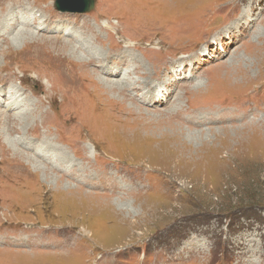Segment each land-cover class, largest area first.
Listing matches in <instances>:
<instances>
[{"label":"rangeland","instance_id":"1","mask_svg":"<svg viewBox=\"0 0 264 264\" xmlns=\"http://www.w3.org/2000/svg\"><path fill=\"white\" fill-rule=\"evenodd\" d=\"M11 1L0 0V26ZM94 2L85 13L76 11L78 0L64 1L62 10L54 0L53 9L81 22L99 10L101 0ZM116 2L100 22L132 23L119 30L132 36L121 35L126 49L95 46L71 23L69 33L64 26L39 34L105 55L95 69L118 67L115 77L100 73L112 84L133 67L130 81L145 84L134 96L124 93L143 116H121L122 106L136 107L113 87L105 97L111 105L101 99L108 113L72 118L77 103L97 101L99 85L81 84L73 73L55 78L50 65L69 57L12 41L25 28L7 27L27 17L26 7L13 8L0 27V114L13 87L25 104L7 113L9 127L13 115L29 114L23 131L0 124V264H264V0ZM156 42L171 50L147 51ZM90 69L77 66L87 77ZM31 89L45 102L36 112ZM18 149L26 155L13 154ZM32 159L45 169L35 171ZM61 178L70 183H48Z\"/></svg>","mask_w":264,"mask_h":264},{"label":"bare ground","instance_id":"2","mask_svg":"<svg viewBox=\"0 0 264 264\" xmlns=\"http://www.w3.org/2000/svg\"><path fill=\"white\" fill-rule=\"evenodd\" d=\"M47 1L49 3L52 2V7H51V5L49 6ZM143 1H145V0H143ZM31 3H33L34 5L37 4V6H33ZM53 5H54V0H34V2L32 0H27V1H22L21 3H19V2L16 3V0L15 1L13 0V1H11L10 5L8 4L9 12H8V10L6 11L5 16L3 17V18H5V20H4V22H2L0 27H2L3 24H5L8 20H10L12 18V15L10 16L9 13H10V11L13 8L18 7V6L26 7L27 9H29V10H27L25 12V13H27V17H22V18L19 17V19L21 18L19 20V22L15 21V22H13V24H11V26L7 27V29H9V30H10V28L11 29L15 28L18 25H20V26L25 28V30L24 29L23 30L20 29L19 32L14 34V36L12 38V41L17 42L18 40H23L25 42V48L31 47V46L38 47L40 44H43L46 47L44 49L45 53L48 54V51H53V52H57V54H59L60 56L69 57L72 60V61H70V63H59L58 65H52V66L50 65V72L52 74H55L54 75L55 78L58 77L59 75H62V74H64L65 76H69L70 73H73V74L79 76L80 80L83 81V82H81V84H84V85L88 86L89 84H91V83L93 84V82H94V84H96V86L99 85L100 94L97 95V101L94 104L91 105L90 100H88L86 98L85 100H83V102L77 103V106L74 107V109H73L74 111L72 110L73 113L70 114L72 116V118L76 119L78 117H81L83 111L90 112L91 115H97V113L101 114L102 112L103 113H108L110 111V108H109L108 104H110V103L105 98L106 97V91H107V89H113V87H116L114 89H116L118 91L119 95L121 96L123 104H126L127 102H131V104L134 105V108L136 107L135 110L131 109V110H128V112H127V107L125 108L124 106H122L120 108V115L121 116L122 115L126 116L127 114H132V113L140 114V115L143 116L144 115L143 112H142L143 109L135 106L134 102H132L133 101L132 96H134L132 91L134 89H139V87H141L142 85L144 86L145 81H143V82H141L140 80L137 81V82L136 81H133V82L130 81L131 78H129L128 72H129V69L130 68L133 69V67H129L127 69L128 70V71H126L127 73L123 75V77L124 76H126V77L122 78V80L119 83L112 84V81L107 79L106 76L107 77H115L116 73H114V75H113L111 73V71L116 72L118 67L115 66V68H110V69L108 67H103L100 71L95 69L96 67H100L99 65H101L104 62L105 55H103L102 53H100V54L96 53L94 56H89V55H86L84 52H82V49L75 42H71L70 40H66V39L61 38V37H46V36H43V35L39 34L41 32V30H43V29H48L50 32H52L53 29H58L59 30L61 27H64V26L66 27L65 33H69L68 25L71 23L70 24L71 25L70 26L71 29H73L74 27L76 29H79V28L85 29V32H87L86 34H88L87 38L92 40V41H94L93 45H95V46L97 44H99L100 46L104 45L105 41H108L109 42L108 44H110L109 45V48H110L109 51H112L113 49H117V50H115L117 52L118 50L126 49L128 47L125 44H128V43H127V41L125 43V41L123 42V40H122L126 35L123 33V31L121 33H119V30H120V26L121 25L125 26L124 24L130 23V22L124 21L121 17L117 18L118 21H119V22H117L118 23L117 27L114 24H111V21H109V20H111V18L108 19L105 22V24H101V22H100V20L103 19L104 16H107L106 15V11H111L114 8H116V6H117L116 0H101L99 10L96 13H94L92 16H90V17H85V18L83 17L84 20L81 21V22H80L79 19L78 20H72L71 17H69L68 19H65V17H66L65 14H57V13H55L54 12L55 10L53 9ZM93 8H94V6H93ZM33 10H36V11L38 10L37 12L40 15H34L35 13L32 14L31 12H29V11H33ZM28 13L31 16H28ZM31 19H33V20L31 21ZM93 19H94L95 23H99L100 30H98L96 24H92L91 23V20H93ZM131 24L132 23H130L129 25H131ZM26 25L27 26H31V25L34 26V28L36 30H38L39 32L35 31V30L33 31L31 29H27L26 30V28H27ZM137 27L139 28L141 26H137ZM185 28H187V27H184V29ZM8 32L9 31H6V33H8ZM183 32H186V31L184 30ZM99 35L104 36V37L106 36L107 39L104 40V37H102V40H103L102 41L101 37ZM121 35H123L124 37H122ZM62 37H64V36H62ZM125 38H126V40H131L132 36L129 35V36H126ZM151 42H153V41H151ZM12 43L11 44L9 43V45H13ZM170 45H172V44H170ZM170 48H172V47H170ZM91 49L92 48L90 47V50ZM130 50L136 51V49H134L132 46L130 47ZM170 50L171 49L164 48V46H162V42H156V44L151 45V48L148 49L147 51L152 52V53H154V52L161 53V52H167V51H170ZM106 53L109 54L108 52H106ZM118 54H116V55H118ZM187 60H188V62L191 65H195V63H193V61L190 59V57ZM181 61H179V62H181ZM120 62H121V59H120ZM120 62L117 63V64L120 65ZM195 62H196V59H195ZM73 64H75V65H73ZM80 64H81V66H86V65L87 66H91L90 72H88V74H89L88 76L89 77H87L86 75H83V74H79V72L77 71V66L80 67ZM135 68L137 69V67H135ZM179 69L180 70H178L177 72L182 73L180 67H179ZM108 71H109L110 74H108ZM102 72L106 73L105 78H104V76H101L100 73H102ZM155 73H158V71L154 72V77H156ZM85 79H87V80H85ZM123 79H127V80H123ZM0 80H1V76H0ZM7 80L10 82L11 78L7 76L6 81ZM37 80H38L39 85L42 84L40 86V88L43 87V86H46V83H44L41 80L39 75L37 77ZM80 80H79V82H80ZM1 82L2 81H0V83ZM35 82H36V80L32 81V83H35ZM1 86L3 87V84H1L0 87ZM125 88H128L132 92V96H128L129 98L132 99V101H129L130 99H128L127 95L124 93ZM12 90H14V91L11 93V95H9L8 103L6 104V111L3 112L4 114H2L4 116V118L7 117L6 119H4L3 122H1L2 115L0 114L1 115L0 116V124L3 125V126L6 125L5 127L8 129V132L11 131V133L14 130L23 131L24 130L23 129L24 128V123L27 120V117L29 115L27 113L23 114L21 112L18 113V114H15L13 116L10 115V117L12 116V123H11L12 125L9 127V123L7 122L9 115L7 113H9L11 111H16L18 109H21L22 106L25 104V102L23 100H20L21 96L20 95L18 96V94L21 92L20 89L13 87V88H11V91ZM54 90L55 89L53 88V89L48 90V92H52ZM157 92H159V91H157ZM34 93H36V92L31 89V91L28 94L31 95L34 98H37V100L34 102V104H35L34 112H36L37 109L40 108V105H43L45 102L43 101V99L38 98L37 95H34ZM142 93H145V92L142 91ZM142 93L139 94L140 97L138 96L141 100H142ZM0 95H2L1 88H0ZM60 95H61V93H60ZM47 96L51 97L52 95H47ZM61 98H62V96H61ZM102 98H104V101L107 102L108 104H104L103 102H101ZM155 98H156V95H154V97L152 99L147 98V100L145 102L152 101ZM78 99H79V101H81L80 98H78ZM95 99H96V97H95ZM135 99H137V98L135 97ZM71 109L72 108H70V111H71ZM112 110H113V108H112ZM70 111H69V113H70ZM113 111H111V112H113ZM43 117H44V115L41 114L38 119H42ZM115 118H118V117H115ZM38 119L36 121H38ZM82 121L83 120L81 119V121H78V123L82 124ZM49 122H51V121H49ZM5 127L3 129H5ZM36 128H37V126H36ZM49 128L51 129L52 127H49ZM57 131H58V129L56 128V132ZM36 133H38L40 138H42L43 137L42 135L45 133V131L44 132L39 131V132H36ZM0 134H1V132H0ZM29 136L30 135H28L27 137H29ZM57 137H58V135H57ZM0 139H1L0 140V151H2V150H4V146L1 144V143H3L1 136H0ZM34 139H36V138H34ZM12 140L15 141L14 139H12ZM27 148L30 149L29 145L27 146ZM86 149L87 150L85 152L89 151V154L93 155V151H92L91 145L90 146L87 145ZM13 154L18 155V156L26 155L20 149L14 151ZM87 154H88V152H87ZM21 157H23V156H21ZM2 163H4V161ZM31 164L37 165V167H35V171L44 170L45 169L43 166H41L40 163H38V161H36L34 159H32V163ZM46 182H48V181H46ZM48 183L54 185V187H56V188H60V186H66L70 182H66L65 180H63L61 178V179H57L56 183L55 182H51L50 183V181ZM8 224H10V223H8ZM10 227H12V226H10ZM90 237L92 238L93 236L90 235Z\"/></svg>","mask_w":264,"mask_h":264},{"label":"water","instance_id":"3","mask_svg":"<svg viewBox=\"0 0 264 264\" xmlns=\"http://www.w3.org/2000/svg\"><path fill=\"white\" fill-rule=\"evenodd\" d=\"M64 1L66 0H57L56 7L62 10V3ZM78 1L81 4V8L77 9L76 11L79 13H85V12L90 11L95 4L94 0H78Z\"/></svg>","mask_w":264,"mask_h":264},{"label":"crops","instance_id":"4","mask_svg":"<svg viewBox=\"0 0 264 264\" xmlns=\"http://www.w3.org/2000/svg\"><path fill=\"white\" fill-rule=\"evenodd\" d=\"M93 236V235H92ZM99 241V240H98Z\"/></svg>","mask_w":264,"mask_h":264}]
</instances>
